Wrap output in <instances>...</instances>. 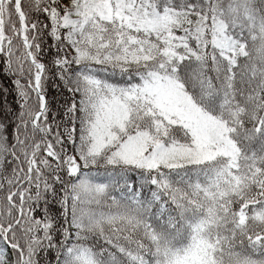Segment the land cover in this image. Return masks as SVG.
Wrapping results in <instances>:
<instances>
[{
	"label": "snow or ice",
	"instance_id": "obj_1",
	"mask_svg": "<svg viewBox=\"0 0 264 264\" xmlns=\"http://www.w3.org/2000/svg\"><path fill=\"white\" fill-rule=\"evenodd\" d=\"M0 73V264H264V0H0Z\"/></svg>",
	"mask_w": 264,
	"mask_h": 264
},
{
	"label": "trees",
	"instance_id": "obj_2",
	"mask_svg": "<svg viewBox=\"0 0 264 264\" xmlns=\"http://www.w3.org/2000/svg\"><path fill=\"white\" fill-rule=\"evenodd\" d=\"M49 94L55 95V89L50 87ZM15 100L14 85L9 75L0 73V106L5 103L12 104Z\"/></svg>",
	"mask_w": 264,
	"mask_h": 264
}]
</instances>
